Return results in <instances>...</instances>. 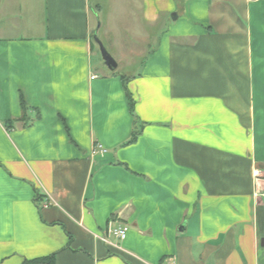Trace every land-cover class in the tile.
<instances>
[{"label":"crops","instance_id":"obj_1","mask_svg":"<svg viewBox=\"0 0 264 264\" xmlns=\"http://www.w3.org/2000/svg\"><path fill=\"white\" fill-rule=\"evenodd\" d=\"M263 192L264 0H0V264H264Z\"/></svg>","mask_w":264,"mask_h":264},{"label":"rangeland","instance_id":"obj_2","mask_svg":"<svg viewBox=\"0 0 264 264\" xmlns=\"http://www.w3.org/2000/svg\"><path fill=\"white\" fill-rule=\"evenodd\" d=\"M99 36L102 39L104 47L106 48V50L109 52L110 55H113V52H112V50H110L111 48L108 46V44L106 42V39L104 38V36L101 33V30L99 31ZM148 40L149 39H147V37H146V52L149 50V47H150L148 45H151V46L153 45ZM146 55H147V53H146ZM136 67H137V64H134L132 70H130V68L128 69V68L124 67L122 64H120L115 69V71H116L115 73L118 74V75H120V74L125 75L127 73H130L131 71L133 72L136 69ZM99 69H101L102 72H104V73L105 72L106 73H110L111 72V70H109L107 68V66L105 65V63H104V61L102 59L101 53H100L99 46L95 42L94 43V50H93V54H92V73L93 74L98 73V74L101 75V71Z\"/></svg>","mask_w":264,"mask_h":264},{"label":"trees","instance_id":"obj_3","mask_svg":"<svg viewBox=\"0 0 264 264\" xmlns=\"http://www.w3.org/2000/svg\"><path fill=\"white\" fill-rule=\"evenodd\" d=\"M124 87H125V83H124ZM126 94H127V100H128V104L130 107V111L132 115L134 116L133 100L127 91H126ZM21 106H22L23 112H25L26 106L23 102L21 103ZM134 123L135 124L137 123V119L135 116H134ZM139 133H140V127H137L134 125V130L132 131V134L129 140L127 141V143L133 142L137 138ZM22 264H55V259H54V255H49V256L39 257V258H34V259H25Z\"/></svg>","mask_w":264,"mask_h":264},{"label":"water","instance_id":"obj_4","mask_svg":"<svg viewBox=\"0 0 264 264\" xmlns=\"http://www.w3.org/2000/svg\"><path fill=\"white\" fill-rule=\"evenodd\" d=\"M93 39L96 42V44L99 46L102 59L105 65L107 66V68L109 70H114L117 67V63L115 59L106 50L101 40L97 37L96 33L93 34ZM260 243H261V246H264V237L261 239Z\"/></svg>","mask_w":264,"mask_h":264},{"label":"built area","instance_id":"obj_5","mask_svg":"<svg viewBox=\"0 0 264 264\" xmlns=\"http://www.w3.org/2000/svg\"><path fill=\"white\" fill-rule=\"evenodd\" d=\"M259 174H260V171H257V175H259ZM263 195H264V192H263ZM46 204H47V202H45L44 205H46ZM126 230H127V228L124 227V226H122V227H117V228L109 229V232H111L115 237L121 239V238H124V236L126 234ZM161 264H169V263L163 262Z\"/></svg>","mask_w":264,"mask_h":264}]
</instances>
